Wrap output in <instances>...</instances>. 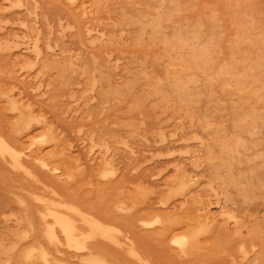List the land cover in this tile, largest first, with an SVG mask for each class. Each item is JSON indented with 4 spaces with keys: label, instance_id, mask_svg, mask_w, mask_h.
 Segmentation results:
<instances>
[{
    "label": "rangeland",
    "instance_id": "rangeland-1",
    "mask_svg": "<svg viewBox=\"0 0 264 264\" xmlns=\"http://www.w3.org/2000/svg\"><path fill=\"white\" fill-rule=\"evenodd\" d=\"M0 135L37 172L0 161V264L57 199L148 264H264V0H0Z\"/></svg>",
    "mask_w": 264,
    "mask_h": 264
},
{
    "label": "bare ground",
    "instance_id": "bare-ground-1",
    "mask_svg": "<svg viewBox=\"0 0 264 264\" xmlns=\"http://www.w3.org/2000/svg\"><path fill=\"white\" fill-rule=\"evenodd\" d=\"M27 156H29V154L25 153L22 149H20V147L18 148L14 146L11 142L7 140V137L5 138V136L0 135V159H1L0 161H2V163L5 164V166H7L13 171H19V170L22 171L23 169H28L27 162H30V161H28V158H26ZM38 158L37 157L35 158L36 161L37 160L41 161V159H38ZM41 163L39 164L41 165ZM43 165L44 167L46 166L45 163H43ZM43 165L41 166L43 167ZM29 169L27 170L28 173L26 172L27 174H29V171H30V174L32 173V171L35 172L34 170H29ZM52 172L54 173V171ZM26 173H24V175H26ZM43 177H44V174H43ZM30 180H32V178H30ZM35 197L38 198L37 196ZM43 198L45 197L43 196ZM53 200L55 201V199ZM57 200L59 203L57 202ZM57 200L55 203L53 202L49 205L47 204L45 207H43L42 205L43 203L41 204L42 205L41 207H43V209H41L38 212V215L42 221V225L44 224L43 225L44 229L43 228L41 229L43 232L42 231L41 232H42V236L45 238L46 243H43L42 241H39V242L36 241L37 243L35 244V246H32L31 248H29L28 250L29 252L28 254L26 253L27 256L25 255V259L29 257L28 259L35 260L34 258H36L40 264H70L71 261H67L69 259L65 261L64 258H60L59 256V253H63L66 251L68 253H71L73 256L83 258L84 261L88 264H99V261L101 262L102 260H100V257H98L97 255L100 253L98 251H95L92 246H93L94 241H96L97 239H101V240L104 239V241L107 240L108 242H112L113 244L118 245L116 249L120 247L122 251L123 250L127 252L129 251L128 253L134 258L138 259L139 262L141 261L143 264H146V263L148 264L147 261H142L144 259L140 257L142 254L140 255L139 253L141 249L137 251V248L135 247L136 245H134L135 243L134 240L129 238L128 236H126L127 239H125V235L123 238L122 235L124 234V232L120 233L121 230L119 231L116 225L106 222L105 220L104 222L103 220L98 219L99 217H97L96 214H95L96 217H91L92 213H90V216H88L89 214L88 211L85 212L84 209L82 210V208H79L77 206L78 205L77 203L76 205L75 204L69 205L71 204L72 202L71 201L67 205L68 202L65 203L63 200H62L63 202L61 200L59 201V199ZM66 200L68 201V199ZM45 204L46 203H44V205ZM142 223L145 224L144 226H146L147 224H150V222L147 220H143ZM83 227H85V229H83ZM177 238L175 239L173 238V239L176 242V245L177 243L179 245L178 251L180 252V254H186L189 251V249H190L189 252L191 253L192 250L195 249V248H192L194 245V241L190 239L186 241L185 240L179 241L180 238L179 237ZM181 238H185V237H181ZM105 243L107 242L105 241ZM116 249L114 250L116 251Z\"/></svg>",
    "mask_w": 264,
    "mask_h": 264
}]
</instances>
